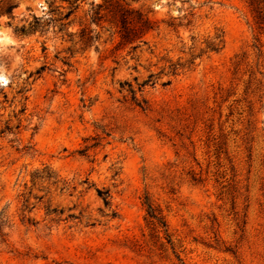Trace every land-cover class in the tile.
Segmentation results:
<instances>
[{
	"label": "rangeland",
	"instance_id": "374dc122",
	"mask_svg": "<svg viewBox=\"0 0 264 264\" xmlns=\"http://www.w3.org/2000/svg\"><path fill=\"white\" fill-rule=\"evenodd\" d=\"M121 1L156 27L138 47L123 42L110 0H0V264H264V29L253 7ZM71 2L61 28L55 12ZM216 33L219 52L159 73ZM150 73L143 109L122 83ZM45 166L67 187L33 185ZM145 196L168 236L149 223ZM47 207L75 217L53 222Z\"/></svg>",
	"mask_w": 264,
	"mask_h": 264
},
{
	"label": "trees",
	"instance_id": "16d2710c",
	"mask_svg": "<svg viewBox=\"0 0 264 264\" xmlns=\"http://www.w3.org/2000/svg\"><path fill=\"white\" fill-rule=\"evenodd\" d=\"M249 4L253 7V10L256 14L257 22L259 24V27L264 29V0H248ZM102 5H98L97 11H95V20H98L100 16V10ZM76 7L71 2V7L66 11H60L57 9V12L55 14L57 15V18H55L56 21L60 22L61 28H65L66 25L69 23V18L73 14ZM104 9H107L110 12L115 13V15L119 16V22L121 24V37L124 43L129 44H135L138 40L143 41L144 43L146 41L143 40V36L156 29L154 22L146 15H144L140 10H133L129 8V5L127 3H123L121 0H110V3L104 7ZM135 13L134 16L132 14ZM191 20H188L185 24H179V26L184 25L185 27H189L191 25ZM39 24L36 23L33 25L32 29L37 30L39 28ZM169 26H174L173 23L169 24ZM93 38H98L89 36L87 38V42H91ZM195 38L194 36L192 37ZM139 44H135L134 47H138ZM224 46V35L222 33H216L213 37H207L205 40H203L200 43V47L198 48V53L195 51L197 50V46L193 45L190 48L189 58L183 61L182 57H179L176 61H173L171 59H167L166 63L162 67V70L159 72L160 74H168L171 76H176L179 73L190 70L191 67L195 65L196 59H200L202 56L208 54V53H217L219 52ZM152 52V51H151ZM167 69V71H166ZM39 70V69H38ZM37 70V72H39ZM165 72V73H164ZM152 77L158 78V76H155V73H150L148 79L144 80L143 82H137V86H134L131 82H125L122 84H127L128 88L126 89L122 85V90H127L128 93L131 94V98L134 100V102L140 106L141 108H146V104L148 103L147 98L143 95L144 89L146 85H148V82H152ZM138 93L140 96H138ZM90 146H86L81 152L84 154L86 150H88ZM32 182L33 185H36L38 183H47L49 186H55L58 187L60 183H62L61 189H64L67 187V182L63 181L61 182L60 177L51 171V169L47 166H45L42 169L36 170L32 174ZM98 195L103 199L104 203L106 205H109L108 195L104 194V191L101 189H97ZM32 194V190L28 192V195L26 193H23V207L24 210H28L31 212L35 207L36 204H32L30 206V197ZM39 201L43 196H34ZM144 204L146 206L147 210V217L149 220V223L153 225H158L159 227L163 228L164 233L167 234V223L164 220V217L161 214V211L153 205V203L149 200L147 196H145ZM64 210H58L56 208L50 209V207L46 208V216H51L50 220L53 222H59L63 220H67L68 217H75L74 214H69L66 217H63ZM30 220V218H28ZM3 225V222H0V229ZM1 231V230H0Z\"/></svg>",
	"mask_w": 264,
	"mask_h": 264
}]
</instances>
